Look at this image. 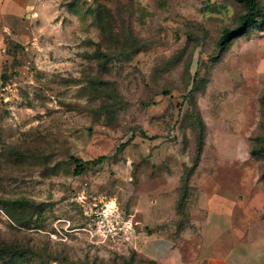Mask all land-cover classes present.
Instances as JSON below:
<instances>
[{"label":"rangeland","instance_id":"1","mask_svg":"<svg viewBox=\"0 0 264 264\" xmlns=\"http://www.w3.org/2000/svg\"><path fill=\"white\" fill-rule=\"evenodd\" d=\"M257 2L264 9V0ZM34 4L20 28L21 41L10 38L0 51V264H148L134 239L112 246L89 235L73 200L76 188L89 182L93 192L115 197L119 211L129 215L122 199L132 197L135 187L113 181L110 170L123 160L126 145L116 151L117 146L140 135L173 143L177 133L191 166L197 127L190 100L200 112L199 103L225 106L234 98L233 119L243 122L247 137L235 155L234 186L223 189L235 192L238 203L233 225L242 237L235 241L247 256L238 264H264V108L259 103L264 27L247 26L217 54L221 30L237 26L242 2ZM213 5L216 12L210 11ZM193 84L199 89L190 96ZM100 155L107 159L74 173V158L83 162ZM142 162L134 159L133 175ZM17 199L30 202L21 215L24 223L3 210L9 208L6 201ZM229 234L196 255L221 257L229 249ZM260 239L263 246L255 250Z\"/></svg>","mask_w":264,"mask_h":264},{"label":"crops","instance_id":"2","mask_svg":"<svg viewBox=\"0 0 264 264\" xmlns=\"http://www.w3.org/2000/svg\"><path fill=\"white\" fill-rule=\"evenodd\" d=\"M34 2L0 0V51H4L10 38L21 41L20 28L30 17L29 9L35 10ZM229 85L232 87L227 83ZM199 105L207 128L206 143L189 179L182 210L177 209L181 175L184 167L190 164L187 163L186 146L177 133L173 143L166 139L135 136L126 144L123 160L110 166L113 181L135 187L132 197L122 199L124 210L136 224L133 247L142 257L158 264H238L247 257L243 256L245 248L236 239L238 235L242 237V231L235 233L233 225L235 205L238 204L235 203V192L223 189L234 186L230 178L235 172V155L245 143L247 131L242 121L233 119L237 105L235 98L227 101L225 106L214 102L209 106ZM225 118L232 120L225 121ZM228 153L234 158L225 157ZM139 157L144 162L136 166L140 173L133 175L132 163ZM239 200L243 201L240 197ZM226 232L230 233L227 244L231 245L221 257L196 255L195 250L215 244ZM262 246V239L253 245L255 250Z\"/></svg>","mask_w":264,"mask_h":264},{"label":"trees","instance_id":"3","mask_svg":"<svg viewBox=\"0 0 264 264\" xmlns=\"http://www.w3.org/2000/svg\"><path fill=\"white\" fill-rule=\"evenodd\" d=\"M244 5L245 11L239 16L238 24L234 29L229 28H223L221 30L220 37L217 41V45L219 48L218 56L222 54L224 51L225 46L235 37H238L242 33H244L247 26H250L252 28H261L264 27V9L259 6L257 0H239ZM6 43H9V40L6 41ZM199 87L197 84H193L192 88L189 90V95L192 96L193 92L195 90H198ZM190 103L193 105V108L196 109L194 113V120L196 121V127L197 132H195V155L194 159L192 161V164L190 168L185 167L183 169V174L181 175V194L179 195V198L177 200V209L182 210L185 207V201L188 194V182L191 177V174L197 165L200 155L204 146V137L206 132V126L205 123L200 115V112L198 111L197 104L194 100H190ZM260 106L261 110L262 107L264 108V93L262 97L260 98ZM262 115V112H261ZM127 142L121 143L117 146L116 151L122 149ZM261 151L264 152V146L260 148ZM250 155L255 156L257 151L255 149L250 150ZM107 157L105 155H100L93 160H87V161H81L78 158H74L75 162V168L74 173L75 174H81L86 169L91 168L92 166H97L98 164H101L103 161H105ZM7 205H9V208H3L4 212L14 220H19L21 223V220L24 218L21 216L22 213L25 211V208L29 206L30 202L23 199H17V200H10L5 202ZM13 210H15L17 213H19L20 218L14 217V214H12ZM24 221V220H23ZM140 259L147 262L148 264H158L157 262L153 260L146 259L142 256H139Z\"/></svg>","mask_w":264,"mask_h":264},{"label":"built area","instance_id":"4","mask_svg":"<svg viewBox=\"0 0 264 264\" xmlns=\"http://www.w3.org/2000/svg\"><path fill=\"white\" fill-rule=\"evenodd\" d=\"M74 202L87 220V232L92 238L107 245H129L135 237L132 216L119 211L115 197L91 190L87 181L82 182L74 193Z\"/></svg>","mask_w":264,"mask_h":264},{"label":"water","instance_id":"5","mask_svg":"<svg viewBox=\"0 0 264 264\" xmlns=\"http://www.w3.org/2000/svg\"><path fill=\"white\" fill-rule=\"evenodd\" d=\"M210 11H214V12H216V11H217V8H216V6H214V5H213V6H211V7H210Z\"/></svg>","mask_w":264,"mask_h":264}]
</instances>
